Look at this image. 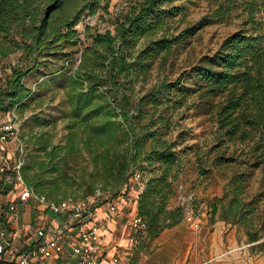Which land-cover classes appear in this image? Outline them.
I'll use <instances>...</instances> for the list:
<instances>
[{
    "label": "trees",
    "instance_id": "1",
    "mask_svg": "<svg viewBox=\"0 0 264 264\" xmlns=\"http://www.w3.org/2000/svg\"><path fill=\"white\" fill-rule=\"evenodd\" d=\"M234 2L225 0L218 15L228 13ZM110 3L0 0V64L6 68L5 83L0 85V113L22 110L31 95L26 77L49 57L62 60L65 69L72 66L69 98L74 117L66 127L67 135L61 144L52 143V135L47 133L28 137L27 143L32 141L37 149L28 151L25 179L36 192L56 201L84 197L100 189L102 201L109 202L132 193L133 174H143L140 167H148L149 176L143 174L145 185L137 196L136 213L148 224L144 239L153 240L182 219L184 207H168L182 161L173 143L152 128L158 122L154 116L161 104L159 96L170 89L168 82L135 99L132 96L135 82L149 75L154 60L167 58L173 45L192 32L169 33V17L175 7L162 9L164 0H134L129 11L113 19L115 33L101 30L99 23L84 24L89 15L110 12ZM242 5L247 14L245 27L229 35L188 74L197 78L193 92L208 104L217 123V140L244 145L241 153L246 156L241 161L246 168L234 170L222 195L210 204L211 221L219 212L226 223L244 227L252 250L264 254V208L246 192L247 170L260 167L264 174V0H244ZM74 50H80L76 64L71 61ZM18 51L20 55L14 56ZM11 59L16 60L15 65ZM179 83V78L174 81L175 85ZM84 85L88 92L104 88L108 95L93 103L91 93L78 91ZM148 106L152 111L142 124ZM99 120L98 127L93 122ZM84 151L93 164L91 178L98 184L90 187L91 193L80 195L72 193L77 178L68 176L66 169L72 167L70 158ZM235 160L220 158L216 165Z\"/></svg>",
    "mask_w": 264,
    "mask_h": 264
},
{
    "label": "rangeland",
    "instance_id": "2",
    "mask_svg": "<svg viewBox=\"0 0 264 264\" xmlns=\"http://www.w3.org/2000/svg\"><path fill=\"white\" fill-rule=\"evenodd\" d=\"M133 1L111 0L110 13L113 15H100L99 18H94L93 23H99L101 30L110 29L115 33L113 19L116 15L119 17L129 11ZM243 1L235 0L229 12L221 16L217 11L222 5H226L225 0H164L162 9L170 10L175 7L171 9L174 14L169 17V33L178 35L184 30L192 33L174 44L167 58L157 57L154 60L149 75L135 82L132 97L135 99L142 96L163 82L170 85V89L159 96L161 104L154 116L158 122L152 128L173 143L182 161V171L174 184V195L170 198L168 207L182 206L184 213L178 224L166 228L158 238L144 239L129 264L132 260H136L135 264H264V254L252 250L244 227L226 223L219 218V212L214 221H211L210 204L215 197L222 195L232 172L238 168H246L241 163L246 156L241 153L244 145L220 143L217 140V123L208 111V104L193 92L198 84L197 78L188 74L206 55L214 53L229 35L245 27L247 14L243 10ZM101 18L104 20L99 22ZM13 55H20L19 51ZM79 55L80 50L71 52L72 63L76 64ZM48 59V62L36 66L25 79L31 95L19 111L22 118L21 130L29 138L47 133L52 135V143L61 144L67 135L66 127L74 117L69 98L72 89L69 78L73 67L65 69L62 60L54 57ZM5 77V64H0V85L5 83ZM178 78L180 83L175 85L174 81ZM78 91L91 93L88 92L87 85ZM91 95L93 103L101 102L107 97L108 91L98 88ZM146 110L149 113L141 120L142 124L150 117L152 108L148 106ZM93 123L101 126V120ZM28 145V151L34 152L37 149L32 141ZM149 145L150 140L147 143ZM227 157L237 160L216 165L220 158ZM70 164L72 167H67V175L77 178L72 193H91L90 187H95L98 183H94L91 178L93 164L87 152L72 156ZM140 168L145 177L149 176L148 167ZM247 173L249 178L246 192L250 197L255 196L263 209V171L260 167H254L249 168ZM204 202L208 207L194 211L199 214L201 227L193 229L185 219L186 214L190 208Z\"/></svg>",
    "mask_w": 264,
    "mask_h": 264
},
{
    "label": "built area",
    "instance_id": "3",
    "mask_svg": "<svg viewBox=\"0 0 264 264\" xmlns=\"http://www.w3.org/2000/svg\"><path fill=\"white\" fill-rule=\"evenodd\" d=\"M100 15L113 14L98 11L87 16L84 24H92ZM10 62L16 64L15 59ZM21 127L22 118L16 108L0 113V264H99L107 250L104 233L108 226L104 220H95L96 210L108 203L112 211L124 213L144 188L143 174H133L132 193L106 203L100 189L84 197L59 201L47 198L25 179L29 148ZM206 207L200 203L188 210L185 219L193 229L202 224L194 211ZM27 211L31 214L29 220L25 217ZM127 224L134 244H139L148 232L146 220L135 213ZM67 241L70 247L65 246ZM112 261L119 263L120 257L115 255Z\"/></svg>",
    "mask_w": 264,
    "mask_h": 264
},
{
    "label": "crops",
    "instance_id": "4",
    "mask_svg": "<svg viewBox=\"0 0 264 264\" xmlns=\"http://www.w3.org/2000/svg\"><path fill=\"white\" fill-rule=\"evenodd\" d=\"M136 203L127 206L124 213H116L109 208V204H102L96 210L95 220L106 221L108 230L104 233V241L107 246L106 254L99 264H129L132 255L138 249L139 244H134L132 240L131 230L128 227L127 220L136 213ZM27 220L30 219L29 211L25 213ZM70 241L65 243L66 247H70ZM120 257L119 263L112 261L113 257ZM136 263V262H135Z\"/></svg>",
    "mask_w": 264,
    "mask_h": 264
}]
</instances>
